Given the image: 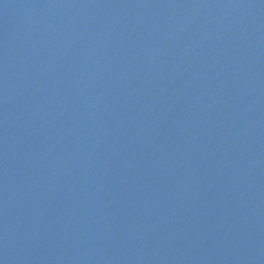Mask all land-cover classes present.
I'll use <instances>...</instances> for the list:
<instances>
[{
	"label": "water",
	"instance_id": "1",
	"mask_svg": "<svg viewBox=\"0 0 264 264\" xmlns=\"http://www.w3.org/2000/svg\"><path fill=\"white\" fill-rule=\"evenodd\" d=\"M0 264H264V0H0Z\"/></svg>",
	"mask_w": 264,
	"mask_h": 264
}]
</instances>
